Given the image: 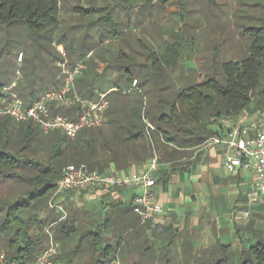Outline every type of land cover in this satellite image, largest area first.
Instances as JSON below:
<instances>
[{"label": "trees", "instance_id": "1", "mask_svg": "<svg viewBox=\"0 0 264 264\" xmlns=\"http://www.w3.org/2000/svg\"><path fill=\"white\" fill-rule=\"evenodd\" d=\"M161 1L165 3L168 0ZM256 1L255 5L264 10V0ZM93 8L73 9L84 15L92 13ZM60 15V0H0V89L15 80L17 71L21 79L16 82V90L28 104L40 92L58 87L55 77L47 79L45 70L51 71V66L44 54L45 46H39L38 40L44 34L53 35L60 27ZM259 20V26L250 28V32L243 37L244 58L222 64V82L210 77L208 81L175 92L170 102L157 101L152 108H147V101L144 106L143 100L138 101L137 105H130V108L123 104L118 108L109 106L106 114L112 116L117 111L124 113L139 109L135 117L124 119L123 126L116 133L110 132L105 136L99 130L100 126L84 129L75 137H67L58 132H43L29 121L16 123L8 117H0V190L8 194L5 198L0 196V249L5 251L7 261L31 263L47 247L45 229L57 221L59 215L52 216L50 212L44 217L42 215L47 211L46 204L64 166L84 164L91 172L104 173L111 164L117 167L121 151L132 152L131 145L138 141L140 144L135 153L140 154L142 160L150 156L144 117L154 126L152 135L158 136L162 146L174 144L178 148H185L199 145L213 136L216 131L209 128L211 123L215 125L224 118L243 112L254 101L257 110H263L264 18ZM108 32V37L114 39L119 33L114 29ZM103 37L104 34L100 32L98 46L83 43L76 49L71 47L68 50L76 54V59L71 63L84 60L87 53L92 51V57L85 63L75 83L76 92L82 97H97L96 87L101 85L99 78L103 73L96 71V60L106 63L108 69L124 68L113 66L112 62L119 61L123 56L103 47ZM26 43L33 48V55L28 58H24L22 53ZM64 53L67 55L66 47ZM18 54L22 55L20 65L17 63ZM42 71L45 73L42 74ZM134 80L138 87L136 79L128 81L132 85ZM161 104L163 107L168 105L166 111H162ZM56 112L71 118L74 116L72 110L64 108ZM173 151L176 152L175 149ZM108 152L111 154L107 155ZM107 226L108 219H105L103 230H107ZM57 229L67 236L76 231V227L67 220L60 223ZM147 231L150 233L147 234ZM87 237L91 239L85 242ZM121 237H117L113 243L112 238H106L102 232L84 233L81 241L85 242L83 246L89 248L90 251H87L90 253L84 258L80 257V262L174 264L172 260L177 254V264H264V238L261 236L237 253L229 246L216 242L199 254L195 242L180 240L176 230L151 227L149 222L133 227ZM155 242L161 243V247L157 249ZM81 247L80 243L78 249ZM172 251H175L173 255ZM77 253L75 250L73 255Z\"/></svg>", "mask_w": 264, "mask_h": 264}, {"label": "rangeland", "instance_id": "2", "mask_svg": "<svg viewBox=\"0 0 264 264\" xmlns=\"http://www.w3.org/2000/svg\"><path fill=\"white\" fill-rule=\"evenodd\" d=\"M256 3V0H168L165 3L161 0H60V27L53 35L47 33L38 40L39 46H45L44 54L51 66V71L45 70L48 73L47 79L55 77L58 87L61 86L62 78L57 62L66 59L69 65H73L75 62H71L76 59V54L70 53L69 48L76 49L83 43L98 46L99 33L102 32V46L123 56L119 61L112 62L115 67H124L115 68L116 71L108 69L106 63L96 60V71L103 73L99 78L101 85L96 90L99 88L100 92H107L109 106L118 108L123 104L130 108V105H137L138 101L143 100V105L147 101V108H152L159 100L170 102L169 99L175 92L208 81L210 77L222 82V64L244 58L246 53L242 49L245 47L243 37L250 32V28L259 26V19L264 18L263 8L256 6ZM74 7L94 8L92 13L83 15L79 10L73 9ZM112 29L119 32L115 39L108 37V31ZM120 40L122 41L118 42ZM60 42L62 44L58 45ZM58 46H62L63 51L66 47L67 55L62 56L57 51ZM23 47L24 58L31 57V44L26 43ZM18 56L17 63L20 65ZM113 72L117 73L114 80L111 76ZM129 76L139 83L131 93ZM167 107L168 105L163 107L161 104L162 111H166ZM247 109L227 119L242 114L249 118L259 112L255 101ZM138 110L134 108L124 113L117 111L113 116L105 113V123L99 130L105 136L110 132L116 133L123 126L124 119L135 117ZM145 119L147 118L144 117L143 121ZM107 122L109 124L106 126ZM212 126L211 123L209 128ZM80 166L88 170L86 165ZM53 194L54 190L46 204L47 211L42 217L51 211L48 203ZM7 195L4 190H0L2 198ZM260 215L259 222L264 219V214ZM252 219L253 217L250 221ZM239 238L238 245L231 248L235 253L242 247H247V240L241 236ZM57 240L59 241V237ZM80 243L83 249L78 250V260L81 254L87 253L83 246L85 242L78 236L75 245L79 246ZM155 243L157 249L162 245ZM204 245L200 243L198 254L204 249ZM59 250L60 245L58 252ZM0 252L5 253L1 249ZM58 254L55 264H60L61 258ZM177 259L176 254L172 260L174 264H177Z\"/></svg>", "mask_w": 264, "mask_h": 264}, {"label": "crops", "instance_id": "3", "mask_svg": "<svg viewBox=\"0 0 264 264\" xmlns=\"http://www.w3.org/2000/svg\"><path fill=\"white\" fill-rule=\"evenodd\" d=\"M57 48L62 49V46ZM116 74L111 73L113 80ZM98 89L97 93L100 92ZM256 115L247 118L242 114L233 119H222L211 128L216 131V135H224L227 122L239 120L252 123ZM147 138L149 141L144 139V142L150 149L148 158L142 160V156L135 153L140 144L138 141L131 145L132 152L121 151L117 167L111 164L106 171L118 172L122 176L133 175L143 171L152 154L156 153L158 167L151 197L161 205L162 213L142 223L132 207L133 198L142 193L139 188L111 186L81 192L70 191L57 199L67 213L68 223L76 227V231L68 236L55 228V235L60 241V264H82L80 260L76 262L78 258L73 252L79 250L75 245L78 236L88 231L102 232L106 238H112L114 243L120 235L147 222L151 227H170L180 235V240L195 242L197 247L200 243L207 247L220 242L232 248L238 245L240 236L247 240V244L255 242L257 236L264 238V219L259 222L260 214H264V198L254 203L248 201L254 183L251 171L237 168L233 174L228 173L222 165L224 149L208 145L206 140L196 146L178 148L174 144L162 146L158 136L152 135V132L151 137L149 134ZM247 209L252 212L251 221L233 218L235 212ZM49 212L52 216L56 214L54 211ZM105 219H108L107 230H103ZM90 239L87 237L85 242ZM87 250L90 251L89 248ZM88 251L80 257L87 256L90 253Z\"/></svg>", "mask_w": 264, "mask_h": 264}, {"label": "built area", "instance_id": "4", "mask_svg": "<svg viewBox=\"0 0 264 264\" xmlns=\"http://www.w3.org/2000/svg\"><path fill=\"white\" fill-rule=\"evenodd\" d=\"M58 52L65 56L62 49L59 48ZM91 57L92 51L87 53L84 60L76 61L73 65H69L66 59L58 61L61 86L40 92L30 104L26 103L16 90V82L21 79V74L17 71L15 80L0 89V117H8L18 123L29 121L43 132H58L67 137H75L84 129L104 125V114L109 108L107 92H99L95 99H90L82 97L75 91L76 80ZM21 60L22 55L19 54L18 62ZM136 85L134 80L131 87L135 88ZM60 108L72 110L73 118L56 112ZM144 123L146 134L149 135L154 126L147 119ZM227 123L224 135H213L206 139L205 143L224 149L222 165L228 173L233 174L237 168L252 172L254 183L248 194V201L257 202L264 198V111L257 112L252 123H242L239 120ZM157 167L156 153L152 154L143 171L133 175L122 176L114 171L90 172L83 166L64 167L56 181L53 197L48 203V209L58 214L59 218L45 229L48 237L47 247L28 264H55L54 259L60 244L54 228L67 219V213L57 199L70 191L81 192L111 186L139 188L142 193L133 198L132 207L142 223L162 213L161 205L151 197V189L156 184ZM251 216L252 212L249 209L233 214L234 219L244 221H249ZM0 264L19 263L7 261L6 254L0 252Z\"/></svg>", "mask_w": 264, "mask_h": 264}]
</instances>
